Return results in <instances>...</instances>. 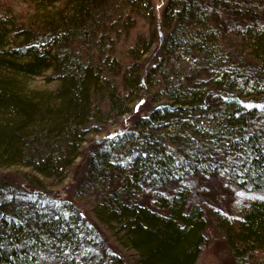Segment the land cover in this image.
Masks as SVG:
<instances>
[{
  "label": "trees",
  "instance_id": "1",
  "mask_svg": "<svg viewBox=\"0 0 264 264\" xmlns=\"http://www.w3.org/2000/svg\"><path fill=\"white\" fill-rule=\"evenodd\" d=\"M30 3L0 0V264H198L208 231L264 264V0Z\"/></svg>",
  "mask_w": 264,
  "mask_h": 264
},
{
  "label": "rangeland",
  "instance_id": "2",
  "mask_svg": "<svg viewBox=\"0 0 264 264\" xmlns=\"http://www.w3.org/2000/svg\"><path fill=\"white\" fill-rule=\"evenodd\" d=\"M152 4L154 6L155 14L157 20H160L164 11V8L167 4L168 0H151ZM14 6H15V11L17 14L18 18H26L28 14L33 12V5L30 3V0H14ZM140 27V28H139ZM147 25L140 21L139 24L137 25L135 32H144L146 31ZM37 84L41 85L43 83V78H38ZM133 107V105H132ZM150 107H152V104L150 102V98L148 96L143 97V99H140L134 107L132 108L134 111H132L131 114L128 116V124L132 123V121L140 114H144L147 112ZM96 139L100 138L99 136H95ZM15 174L14 172H12ZM70 181V180H69ZM67 182L65 185L51 188L47 190V194L51 195L56 198L60 199H67L74 203L76 207L86 216L88 220L91 222H95L92 214L89 212L87 206L80 201L78 198L73 197L71 194V189H70V182ZM209 187H206V184L203 183V180H198L194 179L190 183H192V189L201 192L204 191V189L208 190L207 193L202 194L201 197L203 199H199L201 201H204V203H212V205H215L217 208L216 209H221V206L227 205L229 207V204H231L230 208H228L229 212H232L233 210L237 209V206H240V204L250 200V198L253 196L252 194H244V193H238L237 194V188L235 184H229L225 185L224 181L221 182L219 180H209ZM21 187H27L26 184H23L22 181L18 182ZM28 188V187H27ZM219 194H223L222 198L224 199L223 202L216 201V198L219 196ZM233 194L234 199L231 201L230 196ZM196 201L199 202V200L195 199ZM219 205H218V204ZM105 236L108 238V242L111 245V247H114L118 249L116 244L108 237L105 231H103ZM209 236H208V244L204 247L202 254L199 258L198 264H225L222 261V258L220 257L222 254L220 253L221 247L217 244L212 235L210 234L211 232L208 231ZM119 250V249H118ZM120 251V250H119Z\"/></svg>",
  "mask_w": 264,
  "mask_h": 264
}]
</instances>
